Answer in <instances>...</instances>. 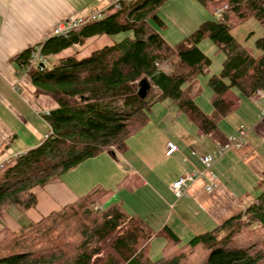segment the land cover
Returning a JSON list of instances; mask_svg holds the SVG:
<instances>
[{
  "label": "trees",
  "instance_id": "16d2710c",
  "mask_svg": "<svg viewBox=\"0 0 264 264\" xmlns=\"http://www.w3.org/2000/svg\"><path fill=\"white\" fill-rule=\"evenodd\" d=\"M169 0H137L110 7L101 18L85 22L68 36L55 35L42 44L46 64L29 74L39 92L58 107L46 116L50 131L44 141L0 166V222L9 207L22 216L37 205L34 188L103 151L123 152L127 140L149 120L155 103L171 99L217 145L228 142L220 121L236 111L240 95L264 89V36L246 47L232 30L248 19L264 26V0H200L213 5L215 17L205 20L183 40L171 45L158 31L161 6ZM131 32L88 56L56 58L63 50L95 35ZM209 38L224 55L220 73L208 76L215 114L197 103L195 83L210 72L211 58L199 43ZM32 48L19 55L26 71ZM176 59L172 72L160 68ZM50 61V64H49ZM147 78L145 98L139 81ZM258 200L221 225L183 242L170 228L155 232L120 205L97 208L103 191L81 196L39 221H21L18 231L0 228V264H184L183 257L202 248L209 252L199 264H264V178ZM106 191V190H105ZM24 217V216H23ZM167 243L152 258V242ZM180 249H185L178 253Z\"/></svg>",
  "mask_w": 264,
  "mask_h": 264
},
{
  "label": "crops",
  "instance_id": "0c3cea01",
  "mask_svg": "<svg viewBox=\"0 0 264 264\" xmlns=\"http://www.w3.org/2000/svg\"><path fill=\"white\" fill-rule=\"evenodd\" d=\"M104 1L0 0V162L41 144L51 128L44 112L58 107L51 95L38 91L30 74L21 68L19 55L55 36L58 25L84 19L90 7L102 5ZM182 12L178 15L183 16ZM181 23L188 27L187 30L179 28L174 34L171 31L170 36L162 32L171 45H174L175 37L178 40L185 38L191 33L192 25H196L192 21ZM112 38L107 34L91 36L86 54L79 52L88 38L83 44H76L48 59L52 61L71 55L82 58L113 44ZM254 53L260 55L262 51L254 49ZM195 86L201 88L198 80ZM259 92L264 95V89L253 96L239 93V108L220 121V127L228 137L237 134L239 127L244 125L240 123H247L243 144L219 158L207 170L205 178L193 182L179 199L176 200L171 191L172 183L186 171L205 168L195 152L212 153L217 147L213 139L180 109L177 117L172 118L179 125L178 130L167 132L160 127L159 132H136L128 138L125 151H115V154L103 151L86 159L45 186L35 187L37 205L27 210L24 217L11 209V214L6 212L4 215L3 225L18 231L24 218L39 221L81 196L104 190L99 199L101 207L118 204L129 215L141 217L155 232L170 227L183 242L205 234L245 211L262 192L264 118H259L263 106ZM172 105L175 103L169 98L160 100L150 113L154 115L155 110L163 111ZM182 114L188 118L178 121ZM155 116L162 124L165 118L160 114ZM233 119L235 127L228 130ZM148 121L153 123L152 116ZM169 141L179 149L172 155H167ZM210 182L214 186L208 191L206 185ZM163 240L164 247L167 240Z\"/></svg>",
  "mask_w": 264,
  "mask_h": 264
},
{
  "label": "rangeland",
  "instance_id": "374dc122",
  "mask_svg": "<svg viewBox=\"0 0 264 264\" xmlns=\"http://www.w3.org/2000/svg\"><path fill=\"white\" fill-rule=\"evenodd\" d=\"M212 4V3H211ZM211 4H205L201 2L200 0H169L165 2L160 10H159V15L165 22V27H160L156 26L158 31L162 34V32H166L165 35L170 36V32L172 31L173 34L175 30H179V28L182 29V27H185V24H182L181 22H188L191 23L194 22L196 25H192V30H195L199 24L205 20H209L213 18L215 14H217L215 11H213V5ZM184 11V13L182 12ZM179 12H182L183 16L178 15ZM188 27H185L187 30ZM162 30V31H161ZM234 36L240 41L241 44H243L246 47H253L255 50V42L256 39L259 36L264 35V26L260 24L256 19H248L244 21L243 23L237 25L236 27L233 28L232 30ZM131 32H123L120 34L116 35H109V37L112 38V42L120 41L124 39L126 36L130 35ZM184 37H182L180 40L175 37L173 43L174 45L179 43L181 40H183ZM172 44V43H170ZM90 45L89 38L85 41L83 49L80 50L79 54H86L85 52H88V47ZM199 46L203 48L204 52L211 58V66H210V72L208 75H202L198 79L199 85L202 88L201 93L196 97L197 103L201 106V108L206 112L211 114L212 111L215 114V111L213 109V106L211 104V97L213 95L212 89L209 87L207 83V79L209 75L215 74V73H220L222 69V62L224 59V55L220 52H217V47L216 45L209 39L205 38L199 43ZM258 53V52H257ZM256 53V55H258ZM176 63V59H173L171 61L163 62L160 64V68L166 72H169L174 69ZM170 73V72H169ZM176 104L173 106H169L168 108L166 107L165 109L163 108V111L158 110V112H154V115H151L149 113V119L150 116H152V121L153 123H149V121L141 128L139 129L138 132H159L161 131L160 127H164V129L167 132H174L178 130L179 125L177 123H174L172 121V118L177 117V111H180L179 108H177ZM205 108V109H204ZM210 108L209 112L207 111ZM181 112V111H180ZM211 112V113H210ZM156 114H160L163 116L165 119L162 124L158 123L159 118H156ZM183 116L180 117L182 119L178 118V121L186 119V115L182 114ZM160 117V116H159ZM188 118V117H187ZM149 123V124H148ZM225 123V122H224ZM222 123V125H225ZM232 124V126H231ZM236 121L235 119L231 120L230 125L227 127V129H232L235 127ZM246 125L248 127L247 123H240ZM226 127V125H225ZM94 209L96 210L97 208H100V205L97 203L96 205H92ZM108 207V206H106ZM11 209L12 207L8 208L7 213L11 214ZM3 223L2 221L0 222V228H2ZM161 240L157 241L155 239L152 242V251H151V256L154 259H157L158 256L162 255V250H163V238H160ZM185 249H180L178 250V253H181ZM209 255L208 251H205L202 248L195 249L193 253L184 256L182 259L184 261V264H199L200 262H203Z\"/></svg>",
  "mask_w": 264,
  "mask_h": 264
},
{
  "label": "built area",
  "instance_id": "2783aa9c",
  "mask_svg": "<svg viewBox=\"0 0 264 264\" xmlns=\"http://www.w3.org/2000/svg\"><path fill=\"white\" fill-rule=\"evenodd\" d=\"M136 1L137 0H105L102 5L100 4V5H95L93 7H90L88 13H86V15L84 16V19L74 20V21H70V22L58 25L55 29V35L68 36L69 33L73 29L79 28L85 22L89 20L101 18L104 15V12L106 9L110 7L119 8L125 2H136ZM45 64H46V59L42 55V45H37L33 47L30 53V56L28 58V65H27L26 72L29 74L33 66L40 65L42 68L45 66ZM260 99L263 103V106L259 113V118L263 119L264 118V95L262 93H260ZM44 114L48 115L49 111H45ZM246 134H247L246 126L241 125L238 129L237 134L230 136L226 144L217 145L214 152L206 153V154L195 152V154L199 157L200 161L203 163L205 168L195 169L192 171H186L176 181L172 183L171 191L173 195L175 196L176 200L182 197L184 194H186V191L188 190L189 186L193 182H195L199 178H205L207 170L211 168L213 164L219 158L225 155L232 148L240 147L245 140ZM178 150H179L178 146L175 143L171 141L167 143V155H172ZM1 165H2V162H0V166ZM212 177L215 178V175L213 174ZM213 186H214L213 182L208 183L206 185V190L211 191L213 189Z\"/></svg>",
  "mask_w": 264,
  "mask_h": 264
},
{
  "label": "water",
  "instance_id": "95a60500",
  "mask_svg": "<svg viewBox=\"0 0 264 264\" xmlns=\"http://www.w3.org/2000/svg\"><path fill=\"white\" fill-rule=\"evenodd\" d=\"M150 86V81L147 78H144L139 81L138 94L140 95V97L145 98L147 96Z\"/></svg>",
  "mask_w": 264,
  "mask_h": 264
}]
</instances>
